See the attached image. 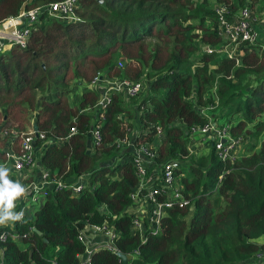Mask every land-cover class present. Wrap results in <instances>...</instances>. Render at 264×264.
<instances>
[{"label": "trees", "instance_id": "trees-1", "mask_svg": "<svg viewBox=\"0 0 264 264\" xmlns=\"http://www.w3.org/2000/svg\"><path fill=\"white\" fill-rule=\"evenodd\" d=\"M62 1L0 0V24L40 9L26 27L24 47L0 54V164L3 150L18 153L20 133L34 126L43 138L34 141L33 164L22 184L44 172L48 180L63 182L85 175L86 186L75 197L50 189L24 222L4 224L6 234L25 238L17 243L7 235L0 242L1 264H78L77 256L84 255L79 233L103 223L114 232L116 251L136 252L127 264H256L254 257L264 252L258 243L264 239V140L257 152L232 162L219 160L211 144L198 155H191L189 145L192 131L207 124L204 109L239 144L264 131V45L245 46L237 66L222 54L203 52L193 65L197 39L202 46L224 44L207 0H77L76 18L69 23L47 10ZM257 2L214 0V5L225 7L231 22L237 11L255 13ZM196 19L195 26L188 23ZM210 64L213 77L207 76ZM100 75L137 82L147 94L135 103L130 100L137 98L109 92L108 102L96 108L103 83L89 86ZM79 83L85 88L71 106L69 95ZM19 113L25 123L12 122ZM96 126L101 141L94 147L88 132ZM139 146L150 155L140 158L143 183L157 187L161 167L177 161L184 167L174 178L188 202L166 209L157 234L145 230L143 243L126 211L138 183L133 158ZM9 177L8 169H0V185ZM87 264L120 259L99 249Z\"/></svg>", "mask_w": 264, "mask_h": 264}, {"label": "built area", "instance_id": "built-area-1", "mask_svg": "<svg viewBox=\"0 0 264 264\" xmlns=\"http://www.w3.org/2000/svg\"><path fill=\"white\" fill-rule=\"evenodd\" d=\"M76 1L63 0L60 3L51 5L47 7L48 13L60 21H73V9L75 8ZM39 12L40 9L36 8L26 12L21 11L17 17L0 24V54L13 46L19 48L24 47L25 38L29 35V30L26 27L36 20ZM225 14L226 9L223 6H220L215 12L216 31L217 35L225 41L223 46L204 47V50L206 54H222L226 59H233L234 66H237V57L242 55L245 46L260 43L264 45V42H261L258 31L254 28L255 24L251 16L253 13L246 9L240 10L231 22L225 19ZM261 30L264 33V28ZM118 67H120L119 64ZM101 78L100 75L93 82L96 84V82L99 83L101 80L103 83H101L102 90L100 91V98L96 104V108L103 107L108 102L107 94L109 92L120 93L126 98H132L141 91V86L137 82L119 79L113 81L108 78ZM205 111H209V109H204L200 113L208 118L207 124L200 129L193 130L192 134L199 135V137H205V135L211 136L208 144L204 146V152L207 151V146L211 144L219 160L223 162L230 160L231 162L233 160V154L240 145V141L229 136L227 126L222 129L214 126ZM72 131L70 134L74 133ZM157 131L159 130L157 129ZM88 136L91 146L93 145L95 147L98 145L101 141L99 126L91 129L88 132ZM42 138V133L29 129L19 135L20 143L18 153L11 151L9 148L4 149L2 152L3 163L0 165V169L5 168L10 170L11 179L7 182L10 186L17 188L22 194L17 196L11 204L0 202V242H4L7 235L10 240L17 243L25 238V236H20L16 232L6 234L1 227L4 224L9 226L8 223L12 224L14 221L18 223L24 222L34 212L31 211L32 206L38 204L40 207L50 189L54 191L66 189L69 190L71 196L75 197L86 186L85 175L63 182L60 179L48 180V174L44 172H37L33 180L22 184L27 179L28 167L33 164L35 155L34 141L35 139ZM144 156L150 155L143 146L137 147L133 158V166L135 169L134 175L138 183L131 189L129 195L131 203L126 208V211L131 216L132 227L138 233L141 243L145 241L143 236L145 230H148L151 235L157 234L159 224L166 209H170L175 205L181 207L188 203L180 193V187L178 185L179 178H174V173L178 170L179 163L177 161L165 163L160 169L159 178H154V180H157V187L152 186L150 188L146 186V183H143L146 172L140 158ZM5 218L6 221H4ZM28 230L32 231L33 228H29ZM113 238L114 232L108 228L107 223H103L100 226L87 225L84 231L79 233L78 237V240L84 245V255L77 256L78 264H87L89 257L95 250L107 249L113 251L115 254L119 253L113 248L111 243ZM25 248L27 249L26 246L22 245V249ZM2 253L0 249V264L2 263ZM136 255V252H134V254L125 257L133 258ZM254 262L256 264H264V252H259L254 257Z\"/></svg>", "mask_w": 264, "mask_h": 264}, {"label": "rangeland", "instance_id": "rangeland-1", "mask_svg": "<svg viewBox=\"0 0 264 264\" xmlns=\"http://www.w3.org/2000/svg\"><path fill=\"white\" fill-rule=\"evenodd\" d=\"M208 1V8L210 9V11H213V13L215 14V12L219 9V6H216V5H214V0H207ZM193 2L195 3V4H197V3H201L202 1H198V0H193ZM262 7V12H260L261 13V15H260V13H258V12H256L257 11V9H258V7ZM254 11H255V13H253V14H251V16H252V19H253V22H254V28L258 31V34H259V38H260V40H263L264 39V33H263V31L261 30L262 28H264V20H263V11H264V0H258V2L255 4V7H254ZM239 13V11H237V13L236 14H238ZM189 24H191V25H196V24H198V22H197V19L196 20H191V21H189L188 22ZM185 24H187L186 22L184 23V25ZM215 24V22H214V20H213V22L211 23V25H210V27H212L213 25ZM258 24H259V26H258ZM215 29V28H214ZM193 34L194 35H198L199 36V31H193ZM220 38H222V37H220ZM198 41V39L194 42V46L193 47H196V50L193 52V55H192V57L190 58L191 59V61H192V63H193V65H195V61H198L199 60V55L201 54V52H203V53H205V50H204V48L203 47H211V46H207V45H204V46H202V43H199V42H197ZM222 42H225V41H223V40H221ZM218 46H220V47H222L223 46V43H221V44H219ZM5 52V51H4ZM205 55V54H204ZM206 55H213V56H217V55H219V54H216V53H212V54H206ZM211 66L209 67V68H207V76H212V74L214 75V73H215V67H213V65L212 64H210ZM207 76H205V77H207ZM213 77V76H212ZM94 83H91V86H89L90 87V89H95L94 88ZM85 88V85L84 84H82V83H79L77 86H76V88L74 89V91L72 92V93H70V95H69V101H68V103L71 105V106H77V103H79V99H80V95H81V92L83 91V89ZM213 89V88H212ZM147 93L144 91L143 93L140 91V93L137 95V96H135L134 98H137V99H132V100H130V101H132V102H135V103H137V102H139L140 100H141V98H144L145 97V95H146ZM137 101V102H136ZM98 103V98H97V101H96V104ZM21 115H25V114H22V113H19L17 116H15V117H13L12 116V118H13V120H12V122H14V123H19V121H21V122H23V123H25L26 122V120H24V119H20V116ZM210 117V116H209ZM26 118V117H25ZM211 118V117H210ZM29 130V128L27 129V131ZM130 137V136H129ZM200 138L201 137H199V135H195V136H193L192 135V137H191V141L192 142H190V145H189V151H190V153H191V155H193V153L195 154V155H198L199 153H201L202 151L200 150V147H201V145H200V143H201V141H200ZM248 140H244L240 145H239V147L236 149V151H235V153L233 154V160H238V159H240V158H245V157H248L249 155H250V153L251 152H257L258 151V148H259V146H260V143L264 140V131L262 132V133H260L259 134V136H257V137H255V138H253V136H251V137H246ZM249 141H250V144H249ZM248 144H249V146H248ZM254 146V148L255 149H251V147L252 146ZM253 148V147H252ZM257 148V149H256ZM255 150V151H254ZM0 153H1V150H0ZM232 160V161H233ZM231 161V162H232ZM1 165V164H0ZM181 164H179V166H180ZM231 166H232V164H229V165H227L226 166V171H228L230 168H231ZM181 167H184L183 165H181ZM32 168H34L35 169V167L33 166ZM182 169V168H181ZM9 172H10V170H9ZM11 179V174H10V177L8 178V180H10ZM178 184H179V179H178ZM39 208V205L38 204H35V205H33L32 206V210L31 211H35V210H37ZM8 225L9 226H12V224L11 223H8ZM264 241V239H262V242ZM261 242V243H262ZM20 246H22L21 244H20ZM137 256V255H136ZM136 256H134L133 258H136ZM130 258H126V260H127V262H128V260H129ZM127 264V263H126Z\"/></svg>", "mask_w": 264, "mask_h": 264}, {"label": "clouds", "instance_id": "clouds-1", "mask_svg": "<svg viewBox=\"0 0 264 264\" xmlns=\"http://www.w3.org/2000/svg\"><path fill=\"white\" fill-rule=\"evenodd\" d=\"M214 16H215V14H214ZM74 18H76V17L74 16ZM215 18H216V16H215ZM62 22H64V21H62ZM69 22H72V21H66L65 23H69ZM21 194L22 193L17 188L10 186L7 181H4L3 185H0V202L11 204L12 201L17 196H19Z\"/></svg>", "mask_w": 264, "mask_h": 264}, {"label": "water", "instance_id": "water-1", "mask_svg": "<svg viewBox=\"0 0 264 264\" xmlns=\"http://www.w3.org/2000/svg\"><path fill=\"white\" fill-rule=\"evenodd\" d=\"M32 130H33L34 132H36V128H35L34 126L32 127ZM32 231H33L36 235L40 236V233H39L37 230H35L34 228H33ZM116 256L120 259V264H126V263H127L126 257H125L124 255H122V254H120V253H116Z\"/></svg>", "mask_w": 264, "mask_h": 264}, {"label": "crops", "instance_id": "crops-1", "mask_svg": "<svg viewBox=\"0 0 264 264\" xmlns=\"http://www.w3.org/2000/svg\"><path fill=\"white\" fill-rule=\"evenodd\" d=\"M262 41L264 42V39L261 40V42H262ZM210 138H211V136H206V135H205V137H201V138H200V141H201L200 145H201V147H204V143H205V142H208ZM203 151H204V149H203ZM1 215L4 216L2 213H1ZM4 221H6V218L4 219ZM261 242H262V240L260 239V240L258 241V243H259V244H264V241H263L262 243H261Z\"/></svg>", "mask_w": 264, "mask_h": 264}]
</instances>
